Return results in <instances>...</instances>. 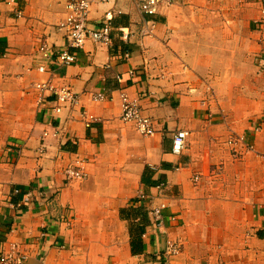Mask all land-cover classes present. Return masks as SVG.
I'll return each mask as SVG.
<instances>
[{
	"label": "crops",
	"instance_id": "crops-1",
	"mask_svg": "<svg viewBox=\"0 0 264 264\" xmlns=\"http://www.w3.org/2000/svg\"><path fill=\"white\" fill-rule=\"evenodd\" d=\"M67 1L0 0V254L17 243L25 264H264V0H170L153 18L127 0L94 5L91 29L118 12L110 43L87 41L62 67ZM50 77L78 99L57 116L34 89ZM122 92L152 136L121 121ZM179 131L189 137L173 155ZM234 135L254 153L228 146ZM77 157L89 175L80 185L62 174ZM162 204L165 233L150 215ZM167 240L179 255H164Z\"/></svg>",
	"mask_w": 264,
	"mask_h": 264
},
{
	"label": "built area",
	"instance_id": "built-area-1",
	"mask_svg": "<svg viewBox=\"0 0 264 264\" xmlns=\"http://www.w3.org/2000/svg\"><path fill=\"white\" fill-rule=\"evenodd\" d=\"M118 0H68L65 5L66 15L63 21H61L57 28L65 33L68 49H64L60 52L59 62L62 67H68L74 64L75 55L69 50H81L87 41H91L98 45H108L110 43L111 23L118 15L115 10H108L102 16V25L98 29H91L88 27V16L91 8L94 5H108ZM133 4L138 13L144 17L153 18L162 3L169 4L170 0H127ZM121 37L124 41L129 38V31L127 29H119ZM38 53L44 59L49 58L48 48L45 44H41L38 48ZM39 72L44 73L43 67L38 68ZM52 77L44 83L34 84V89L40 93L39 102L44 99L43 95L48 93L54 101L52 108L53 115H60L65 109H69L78 104V99L71 89L67 87H56L52 83ZM119 82V80H118ZM95 101H102L103 96L96 94L93 96ZM120 103V119L124 123H128L134 127V129L143 137H150L154 134L152 120L144 116L140 110L137 100H130L124 92L118 96ZM112 106V103H109ZM46 136V134L44 135ZM58 136V132L55 133ZM189 137V133L186 131H179L173 138L171 153L173 155H180L186 148V140ZM226 144L233 148H239L244 155L254 153V145L244 137L231 136ZM20 151V150H19ZM18 151V156L21 152ZM42 153V149L39 150ZM87 162L79 157L72 159L62 170V174L65 180L70 184L80 185L88 178V172L86 169ZM176 169L180 172H187L193 174V180L197 182L198 178L194 175V169L192 166H185L178 164ZM36 198L32 193H26L23 198L25 205L33 203V199ZM40 198V195L38 196ZM139 198H143V194ZM18 206V205H17ZM11 205V208L17 207ZM166 204L159 205L150 209V215L153 221V227L157 230L165 233L166 221L163 212L167 210ZM170 220L175 222L176 217L171 216ZM182 248L174 241L167 240L164 246V255L169 257H175L179 255ZM27 254L17 243H10L7 250L0 254V264H25L27 261Z\"/></svg>",
	"mask_w": 264,
	"mask_h": 264
},
{
	"label": "trees",
	"instance_id": "trees-1",
	"mask_svg": "<svg viewBox=\"0 0 264 264\" xmlns=\"http://www.w3.org/2000/svg\"><path fill=\"white\" fill-rule=\"evenodd\" d=\"M145 219L146 216L143 214L140 218V222L138 224H133L130 228H129V236L132 240V247H134L133 242L138 240V238H140L143 233H144V228H145Z\"/></svg>",
	"mask_w": 264,
	"mask_h": 264
}]
</instances>
